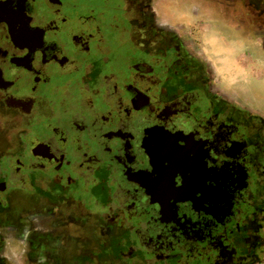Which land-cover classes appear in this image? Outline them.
I'll use <instances>...</instances> for the list:
<instances>
[{
  "label": "flooded vegetation",
  "instance_id": "af4514ba",
  "mask_svg": "<svg viewBox=\"0 0 264 264\" xmlns=\"http://www.w3.org/2000/svg\"><path fill=\"white\" fill-rule=\"evenodd\" d=\"M189 4L264 49V0H0V264L264 258V114L218 90Z\"/></svg>",
  "mask_w": 264,
  "mask_h": 264
},
{
  "label": "rangeland",
  "instance_id": "374dc122",
  "mask_svg": "<svg viewBox=\"0 0 264 264\" xmlns=\"http://www.w3.org/2000/svg\"><path fill=\"white\" fill-rule=\"evenodd\" d=\"M167 3V2H166ZM189 10L173 9L172 15L179 23L182 21L188 27L194 28L187 31L188 44L203 57L208 70L218 90L230 99L232 91L245 92L246 96L264 109V49L259 37H245L243 33L227 31L225 24L216 28L218 19L203 15V19L193 15V5L189 4ZM239 17L235 16V20ZM264 46V45H263ZM262 74V75H261ZM229 93V94H228ZM240 105H250L242 96H239ZM257 107V108H255ZM250 109L260 112L258 106L252 105ZM264 264V259L261 262Z\"/></svg>",
  "mask_w": 264,
  "mask_h": 264
},
{
  "label": "crops",
  "instance_id": "0c3cea01",
  "mask_svg": "<svg viewBox=\"0 0 264 264\" xmlns=\"http://www.w3.org/2000/svg\"><path fill=\"white\" fill-rule=\"evenodd\" d=\"M262 75V74H261ZM263 76H264V72H263ZM229 94V93H228ZM229 96H232V98H235L234 100H237V99H240L239 96H242V98H244L246 100V102H248V104L250 106L252 105H255V106H258L260 108V112L264 114V109L261 108V104L262 103H255L253 100L249 99L247 96H246V93L243 92V93H240V91H232L231 94H229ZM237 101H240V100H237ZM250 106L248 108H250ZM257 108V107H255ZM264 259V258H263ZM263 259L261 260V262L263 261ZM261 262L259 264H261Z\"/></svg>",
  "mask_w": 264,
  "mask_h": 264
}]
</instances>
